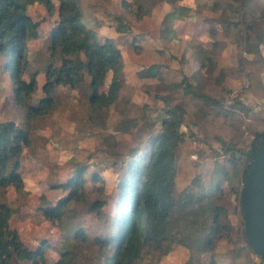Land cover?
<instances>
[{"label": "trees", "instance_id": "16d2710c", "mask_svg": "<svg viewBox=\"0 0 264 264\" xmlns=\"http://www.w3.org/2000/svg\"><path fill=\"white\" fill-rule=\"evenodd\" d=\"M42 1L51 12V1ZM252 1L229 0L228 6L234 13L243 12L242 23L249 26V30L244 32L240 41L245 45L252 44V37H255L256 49L252 53H256L259 56L257 59L264 65V7L256 5L253 12ZM58 2V20L50 30L46 45L52 60L44 67L45 78L41 86L44 96L33 103L36 72L30 73L28 79L23 74L26 70V43L36 38L38 22L28 16L27 0H0V56L3 58L0 71L7 72L10 77L12 105L22 112L28 123L51 113L60 101L62 87L77 91L84 88L88 120L100 123L105 112L115 106L123 120L129 123L132 119L130 105L120 103L118 98L124 82L121 50L112 38L100 33L101 24H95L86 17L80 0ZM179 2L162 0L171 7L164 14L160 30L164 39L170 40L175 32L173 21L179 13ZM133 4L121 0L125 12L139 16L138 11L132 8ZM140 7L139 2L137 8ZM232 24V27H240L236 20ZM185 47H189L191 54L186 60L188 65L190 60L195 65L189 67V75L185 74L179 82H170L169 86H185L184 94L195 103L193 124L207 120L210 114L219 115L209 110L212 105L223 112V115L220 114L222 117L236 114L222 110L217 98L202 91L203 81L213 75V81L220 82L223 80L220 74L226 73L214 61L213 51L194 36L185 40ZM55 57L58 62H54ZM159 67L151 65L140 75L155 77ZM157 77L162 79L159 75ZM251 79L256 86L264 89L260 77H253L252 74ZM104 87L105 90L102 89ZM234 105L239 108L240 101L235 99ZM187 115L184 100L166 105L163 115L158 118L159 127L147 132V145L132 148L128 157L120 161L117 168L119 177L110 192L106 191L105 178L100 172L88 173L87 166L79 162H75L69 177L53 186L60 189L63 195L55 202L46 201L38 209L60 228V241L55 246L59 257L55 260L48 254L49 244L46 241L43 240L36 248L23 243L17 230L10 225L12 206L1 202L0 264H135L145 252L169 253L177 244L190 247L200 255L190 264H217L214 252L208 261L201 258V253L213 251L222 232L232 229L228 208L221 203L227 193L238 198L241 214V188L246 172L264 141V128L251 131L244 149L235 144L225 145L230 155L223 162H215L208 181L202 183V175L198 174L177 191L176 159L184 140L180 124ZM28 143L24 127L13 121L0 122V190L13 186L23 192L20 158L23 146ZM88 179L102 183L89 192ZM238 181L240 185H237ZM88 218L94 219L89 225ZM241 232L243 241L248 245L243 223ZM241 251L243 248L240 246L237 258Z\"/></svg>", "mask_w": 264, "mask_h": 264}, {"label": "rangeland", "instance_id": "374dc122", "mask_svg": "<svg viewBox=\"0 0 264 264\" xmlns=\"http://www.w3.org/2000/svg\"><path fill=\"white\" fill-rule=\"evenodd\" d=\"M50 1L51 12L42 0H27L26 3L28 16L38 22L36 38L26 43V70L23 74L28 79L30 73L36 72L33 103L44 96L41 90L45 78L44 67L52 60L46 45L50 30L58 20L59 2ZM80 1L86 17L95 24H101L100 33L112 38L121 50L124 82L118 98L120 103L130 105L132 119L129 123L123 120L115 106L105 112L104 120L100 123L88 120L85 89L77 91L66 87L61 88L60 101L51 113L26 123L22 112L12 105L10 77L7 72L0 71V122L13 121L24 127L29 138L20 158L19 171L24 190L19 192L13 186L0 190V203L12 206L10 225L17 230L23 243L36 248L43 240L46 241L52 260L59 257L55 246L60 241V228L45 218L38 206L46 201L55 202L63 195L60 189L53 186L71 175L75 162L85 164L88 173L100 172L105 178L106 191L110 192L119 177L117 168L120 161L128 157L132 148L147 145V132L159 127L158 118L163 115L166 105L184 100L188 113L180 124L184 140L176 159L177 191L198 174L202 175V183L208 181L215 162H223L230 155L225 145L235 144L244 149L251 131L264 128V89L256 86L251 79L252 74L253 77L258 76L264 85V65L257 59L259 56L252 53L256 49L255 37H252V44L245 45L240 41L249 26L242 23L243 12L230 10L229 0H180L179 13L173 21L175 32L170 40L164 39L160 32L164 14L171 10L170 5L162 3V0H128L134 2L132 8L138 11L139 16L125 12L121 0ZM139 2L141 9L137 8ZM256 5L264 7V0L252 1L253 12ZM234 20L240 23V27L230 25ZM117 26L119 29H116ZM192 36L202 39L213 51L217 66L226 70L224 75L220 74L223 77L220 82L213 81V75L203 81L202 91L217 98L222 110L236 114L222 117L223 112L214 109L211 104L209 110L219 115L210 114L207 120L194 125L192 110L195 103L184 94L185 86H169L170 82H179L185 74L189 75V67L195 65L190 59L189 65L186 61L191 54L189 47H185V40ZM135 43L138 45L135 46ZM54 62H58L57 57ZM151 65L160 66L158 75L162 79L158 75H140L143 69ZM190 80L195 84V80ZM230 95L234 96L233 102L226 104V98ZM235 99L240 101L239 108L234 105ZM226 168H229L228 165ZM100 183L88 179L87 191L95 190ZM237 185H240V181ZM223 186L226 188V185ZM221 203L228 208L232 229L224 230L216 240L214 250L204 251L201 258L208 261L214 252L217 264H249V246L241 234L242 216L238 198L227 193ZM86 220L88 224L94 219ZM240 246L243 251L237 258ZM197 257L200 255L192 248L177 244L169 253L145 252L135 264H190Z\"/></svg>", "mask_w": 264, "mask_h": 264}, {"label": "water", "instance_id": "95a60500", "mask_svg": "<svg viewBox=\"0 0 264 264\" xmlns=\"http://www.w3.org/2000/svg\"><path fill=\"white\" fill-rule=\"evenodd\" d=\"M240 209L244 237L264 264V141L244 177Z\"/></svg>", "mask_w": 264, "mask_h": 264}, {"label": "built area", "instance_id": "2783aa9c", "mask_svg": "<svg viewBox=\"0 0 264 264\" xmlns=\"http://www.w3.org/2000/svg\"><path fill=\"white\" fill-rule=\"evenodd\" d=\"M233 97L234 96H232V95H230L229 97H227L225 103L226 104H231L233 102ZM248 260H249V264H262L259 255L256 254L255 252H253L250 247L248 249Z\"/></svg>", "mask_w": 264, "mask_h": 264}, {"label": "crops", "instance_id": "0c3cea01", "mask_svg": "<svg viewBox=\"0 0 264 264\" xmlns=\"http://www.w3.org/2000/svg\"><path fill=\"white\" fill-rule=\"evenodd\" d=\"M198 38V37H197ZM200 41H202L204 44H205V42L202 40V39H200V38H198Z\"/></svg>", "mask_w": 264, "mask_h": 264}]
</instances>
